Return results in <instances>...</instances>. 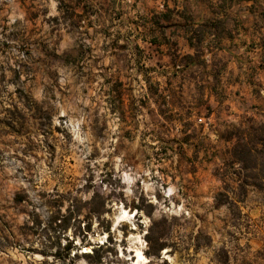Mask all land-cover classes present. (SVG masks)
<instances>
[{
	"label": "rangeland",
	"instance_id": "374dc122",
	"mask_svg": "<svg viewBox=\"0 0 264 264\" xmlns=\"http://www.w3.org/2000/svg\"><path fill=\"white\" fill-rule=\"evenodd\" d=\"M251 4L0 0V264H264Z\"/></svg>",
	"mask_w": 264,
	"mask_h": 264
},
{
	"label": "trees",
	"instance_id": "16d2710c",
	"mask_svg": "<svg viewBox=\"0 0 264 264\" xmlns=\"http://www.w3.org/2000/svg\"><path fill=\"white\" fill-rule=\"evenodd\" d=\"M244 1H250L252 3L250 11L254 13V16L256 15L255 20H254L255 27L256 28L264 27V2L261 4V6H258L257 5L258 0H244ZM258 8L260 10H258L257 12L256 9ZM261 46L264 49L263 47L264 39L263 38H262ZM260 66L264 67V50L261 53ZM260 141H261L259 142L260 145L264 148V141L263 140H260ZM233 150L234 151L232 153V157L234 158L235 161L243 163L245 159L249 157L253 160V165H251V167L256 169L257 165L261 166L262 171L244 174L242 180H240V178L237 179L236 186L230 187L229 190H224L223 192H219L215 197L216 198L215 207L220 206V200H219L220 197H225V198L228 197V192L232 193L235 196H240V195L244 196L247 193V189L249 186L257 187L258 182L264 179V151L263 149L262 150L257 149L255 144L249 145V143L243 141V142H236V144H234ZM253 152H255V154H253ZM257 154H260V158H257L256 156ZM235 176L240 177L239 174H236Z\"/></svg>",
	"mask_w": 264,
	"mask_h": 264
},
{
	"label": "bare ground",
	"instance_id": "6f19581e",
	"mask_svg": "<svg viewBox=\"0 0 264 264\" xmlns=\"http://www.w3.org/2000/svg\"><path fill=\"white\" fill-rule=\"evenodd\" d=\"M126 217H127V212L124 209L123 210L121 209L120 210V214L115 218V223L118 222V221H123L124 219H126ZM135 240H136V243H137L138 246L134 249V254H133L134 263L135 264H141V263L144 262V257L142 255V251H141L143 244L140 243V242L138 244V237H135ZM162 255H165V252H162ZM166 258L168 260H171V258L169 256H167V255H166Z\"/></svg>",
	"mask_w": 264,
	"mask_h": 264
},
{
	"label": "crops",
	"instance_id": "0c3cea01",
	"mask_svg": "<svg viewBox=\"0 0 264 264\" xmlns=\"http://www.w3.org/2000/svg\"><path fill=\"white\" fill-rule=\"evenodd\" d=\"M186 49V47L185 46H182V49H178V51H180V50H182V51H184ZM190 52V51H189ZM188 53V52H187Z\"/></svg>",
	"mask_w": 264,
	"mask_h": 264
},
{
	"label": "built area",
	"instance_id": "2783aa9c",
	"mask_svg": "<svg viewBox=\"0 0 264 264\" xmlns=\"http://www.w3.org/2000/svg\"><path fill=\"white\" fill-rule=\"evenodd\" d=\"M197 120H198V122H201L202 118L199 117Z\"/></svg>",
	"mask_w": 264,
	"mask_h": 264
}]
</instances>
